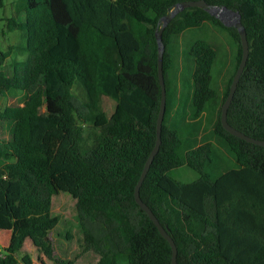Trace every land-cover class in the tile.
<instances>
[{
  "label": "trees",
  "instance_id": "trees-1",
  "mask_svg": "<svg viewBox=\"0 0 264 264\" xmlns=\"http://www.w3.org/2000/svg\"><path fill=\"white\" fill-rule=\"evenodd\" d=\"M181 1L187 0H20L16 13L23 19L11 18L8 25L25 33V58L12 62L8 75L0 67V96L13 89L23 92L22 105L0 112L10 129L8 139L0 138V217L25 225L17 227L11 246L0 248V264H32L29 255L17 256L26 239L54 259L48 232L55 224L52 202L60 192L74 200L80 254L95 258L94 264H171L169 243L133 193L156 140L161 90L154 32L160 18ZM204 1L240 13L249 53L226 119L238 131L264 140V0ZM204 22L226 30L237 45L223 102L228 94L241 57L237 31L203 8L183 9L161 33L165 113L160 146L139 195L173 239L177 264H264V147L229 134L219 110L214 135L226 143L237 166L214 177L211 141L192 145L195 124L181 128L168 121L177 101L170 45ZM101 40L115 48L118 66L101 49ZM187 53L197 118L217 94L212 87L217 52L207 40L196 39ZM7 56L0 51V66ZM104 96L114 100L119 117L106 119L83 153L80 125L99 118ZM181 167L196 178L181 181L170 175ZM156 192L167 197L179 220L162 216Z\"/></svg>",
  "mask_w": 264,
  "mask_h": 264
},
{
  "label": "rangeland",
  "instance_id": "rangeland-1",
  "mask_svg": "<svg viewBox=\"0 0 264 264\" xmlns=\"http://www.w3.org/2000/svg\"><path fill=\"white\" fill-rule=\"evenodd\" d=\"M19 5L20 0H3V6L0 7V51L2 53L8 52L7 58L3 60L0 67L7 75L12 62L25 58L22 50L26 42L25 33L17 28L11 29L8 25L11 18H15L17 22L23 19L22 15L16 13V8ZM196 39H205L216 49L217 56L212 69V87L217 94L213 100L206 104L201 115L194 118L190 102L191 80L189 71L192 63L187 51ZM100 47L101 49L104 48L107 53L112 54L114 64L118 66V56L115 48L111 44L109 46L103 43V40L100 42ZM170 49L175 60L171 77L176 88L177 101L171 109L168 121H174L181 128L194 123L190 138L192 145L211 141L214 148L215 163L210 171L215 177L225 170L237 166L235 157L226 143L214 135V126L223 104L224 92L234 71L237 45L226 30L213 25L211 22H204L200 27L185 30L175 37ZM22 95L21 90L13 89L9 93L0 96V112L7 106L22 105ZM101 108L102 114L97 120L80 125L82 135L79 144L83 153L87 152L96 142L100 125L106 119L119 115L116 103L109 97H102ZM44 110L45 108L42 107L41 111ZM9 136V125L6 121L0 119V138L8 139ZM170 175L181 181H190L197 176L195 172L186 167L174 169L170 172ZM155 203L163 217L175 215L179 220L177 212L170 206L164 194L156 192ZM51 213L55 224L48 232V238L52 246L54 259H48L28 239L25 240L22 249L17 252V256L29 255L32 264H62L63 262L68 264H94L95 258L88 254H80L82 236L72 197L64 192L58 193L53 199ZM23 225H25L24 221H9L0 217V248L11 246L14 242L17 227Z\"/></svg>",
  "mask_w": 264,
  "mask_h": 264
},
{
  "label": "water",
  "instance_id": "water-1",
  "mask_svg": "<svg viewBox=\"0 0 264 264\" xmlns=\"http://www.w3.org/2000/svg\"><path fill=\"white\" fill-rule=\"evenodd\" d=\"M188 7L203 8L211 16L217 18L225 27H231L237 31L238 36H239L240 46H241V57H240L238 66L235 70V73L232 77L228 94L220 109V122H221L223 129H225L229 134L235 137H238L248 143H252V144L264 147V140H259V139L250 137L238 131L237 129L232 127L227 122V119H226L228 107L234 96L235 90L237 88V84L239 82L241 74L246 65V62L248 59V53H249V46H248V41L246 37V31L241 22L240 13L238 12V10L228 8L226 6L208 4L204 0H187V1H181V2L176 3L175 6L166 15L160 18L158 26L155 28V32H154L155 41L157 44V75H158V81H159L160 90H161L159 111H158L157 118H156V140H155L153 148L151 149L149 155L147 156L144 162L142 171L135 184L134 193H133L136 204H138L139 207L147 214L149 219L153 222V224L157 228L160 235L165 240H167V242L169 243L170 248H171V264H177V260H176L177 247L173 239L171 238V236L168 234L166 229L162 226L158 218L154 215L150 207L141 200L140 195H139V188L148 172V169L150 167V164L154 156L158 152L160 142H161V139H160L161 126H162V121H163V117L165 113V104H166V91H165V84H164L163 71H162L164 44L161 39V33L164 27L170 22V20L174 16H176V14H178L183 9L188 8Z\"/></svg>",
  "mask_w": 264,
  "mask_h": 264
}]
</instances>
